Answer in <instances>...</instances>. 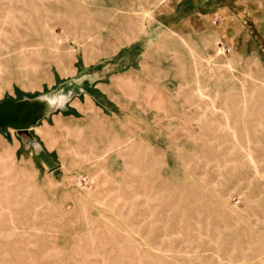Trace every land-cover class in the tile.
Returning <instances> with one entry per match:
<instances>
[{
    "label": "rangeland",
    "instance_id": "obj_1",
    "mask_svg": "<svg viewBox=\"0 0 264 264\" xmlns=\"http://www.w3.org/2000/svg\"><path fill=\"white\" fill-rule=\"evenodd\" d=\"M0 264H264V0H0Z\"/></svg>",
    "mask_w": 264,
    "mask_h": 264
},
{
    "label": "water",
    "instance_id": "obj_2",
    "mask_svg": "<svg viewBox=\"0 0 264 264\" xmlns=\"http://www.w3.org/2000/svg\"><path fill=\"white\" fill-rule=\"evenodd\" d=\"M50 107L49 102L40 99L5 98L0 102V132L12 128L19 134L27 135L44 118L62 110L59 105Z\"/></svg>",
    "mask_w": 264,
    "mask_h": 264
},
{
    "label": "crops",
    "instance_id": "obj_3",
    "mask_svg": "<svg viewBox=\"0 0 264 264\" xmlns=\"http://www.w3.org/2000/svg\"><path fill=\"white\" fill-rule=\"evenodd\" d=\"M50 116H57V114L54 113V114H52V115H50ZM35 127H37V126H35ZM35 127H32L30 130L34 129ZM30 130H29V131H30ZM27 135H28V134H27Z\"/></svg>",
    "mask_w": 264,
    "mask_h": 264
}]
</instances>
